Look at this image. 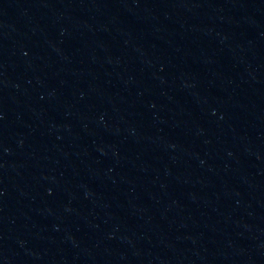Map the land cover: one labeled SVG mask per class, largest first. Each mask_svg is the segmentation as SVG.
<instances>
[{"label": "water", "instance_id": "obj_1", "mask_svg": "<svg viewBox=\"0 0 264 264\" xmlns=\"http://www.w3.org/2000/svg\"><path fill=\"white\" fill-rule=\"evenodd\" d=\"M0 264H264V0H0Z\"/></svg>", "mask_w": 264, "mask_h": 264}]
</instances>
